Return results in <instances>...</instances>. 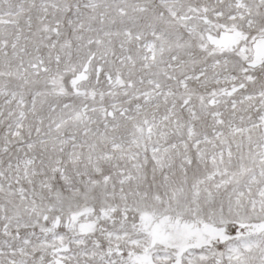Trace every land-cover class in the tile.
I'll list each match as a JSON object with an SVG mask.
<instances>
[{"label":"snow or ice","instance_id":"6c2138e0","mask_svg":"<svg viewBox=\"0 0 264 264\" xmlns=\"http://www.w3.org/2000/svg\"><path fill=\"white\" fill-rule=\"evenodd\" d=\"M0 264H264V0H0Z\"/></svg>","mask_w":264,"mask_h":264}]
</instances>
